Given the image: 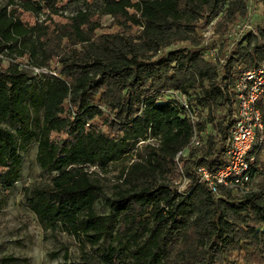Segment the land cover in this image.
<instances>
[{
	"label": "trees",
	"instance_id": "1",
	"mask_svg": "<svg viewBox=\"0 0 264 264\" xmlns=\"http://www.w3.org/2000/svg\"><path fill=\"white\" fill-rule=\"evenodd\" d=\"M81 1L86 9L62 11ZM94 1L0 7V123L14 127L0 126V210L20 178L19 151L34 140L37 164L51 178L26 190L25 204L45 229L77 239V264H264V98L256 190L214 195L195 172L224 162L235 82L264 62V27L231 34L247 18V0H102L90 10ZM105 17L108 31L100 33ZM209 25L210 45L220 41L212 55L201 37ZM26 58L32 63L19 62ZM166 91L186 95L193 124L162 99ZM149 138L157 144L105 199L110 214H97L102 188L89 169ZM185 149L189 193L181 195L171 182Z\"/></svg>",
	"mask_w": 264,
	"mask_h": 264
},
{
	"label": "rangeland",
	"instance_id": "2",
	"mask_svg": "<svg viewBox=\"0 0 264 264\" xmlns=\"http://www.w3.org/2000/svg\"><path fill=\"white\" fill-rule=\"evenodd\" d=\"M8 0H0V7L7 4ZM17 1V0H15ZM102 0H95L89 6L90 10L100 7ZM247 6L251 18V24L254 30L257 25L264 27V9L260 0H247ZM86 9L84 2H79L62 9L65 15H73L79 10ZM111 19L105 17L102 19L103 29L100 33L108 31V25ZM215 22V21H214ZM213 24V23H212ZM252 28V29H253ZM231 34L232 30H231ZM212 31L210 25L201 37L206 42L208 53H215L220 41H217L214 47L212 43ZM205 49V51H206ZM23 65L32 63L27 58L19 59ZM4 66L7 62H2ZM221 65V64H220ZM37 73H47L48 69H37ZM34 72V71H33ZM1 127L14 130L9 123H0ZM157 141L149 138L145 144L139 143L135 150L125 157H120L114 162H109L100 167H91L90 172L94 173V178L102 188L100 199L95 203L94 210L97 214H110L109 208L105 205L106 198H112L117 190L121 187L122 173L135 161H141L147 151L148 146H155ZM20 157V178L14 184V188L9 196H7L4 205L0 210V264H60L64 262V255L67 254V263L77 264L79 261L81 246L77 239L67 233L45 229L37 220L36 216L29 210L24 201V193L28 189L49 183L51 175L41 171L37 164V143L31 140L28 144L21 147L19 151ZM179 157L175 163V173L172 177L171 188H178L180 185L181 171L184 162ZM260 181L259 176L253 181L254 187ZM2 196L0 189V198ZM111 241L108 239L103 247L109 245ZM89 251V248L86 249ZM95 264H99L96 262Z\"/></svg>",
	"mask_w": 264,
	"mask_h": 264
},
{
	"label": "built area",
	"instance_id": "3",
	"mask_svg": "<svg viewBox=\"0 0 264 264\" xmlns=\"http://www.w3.org/2000/svg\"><path fill=\"white\" fill-rule=\"evenodd\" d=\"M251 18L252 15L249 12L246 20L234 26L232 30L234 37L239 38L244 31L252 30ZM32 70L35 73L38 72L36 68ZM234 92L236 109L226 135L224 162L212 170L203 166L195 170L196 184L203 183L214 195H218L220 188L235 191L241 195L256 190L253 181L259 172L255 167L257 151L254 152V149H259L262 143L261 138L258 137L263 130V125L257 103L264 98V62L257 67L241 70L234 85ZM162 99L173 101L182 112V117L192 124L197 120L196 114L191 110L188 99L183 93L166 91L163 92ZM191 144H199L195 134L191 139ZM185 154L186 149L179 152L175 162ZM180 181L176 190L181 195H187L189 180L183 176L182 171Z\"/></svg>",
	"mask_w": 264,
	"mask_h": 264
}]
</instances>
